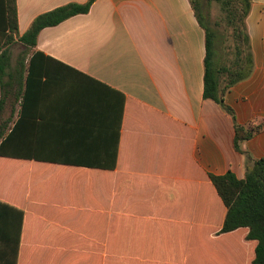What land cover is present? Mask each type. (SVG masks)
Masks as SVG:
<instances>
[{
    "label": "crops",
    "instance_id": "crops-1",
    "mask_svg": "<svg viewBox=\"0 0 264 264\" xmlns=\"http://www.w3.org/2000/svg\"><path fill=\"white\" fill-rule=\"evenodd\" d=\"M86 1L16 0L18 35ZM245 24L253 70L223 98L241 125L259 127L240 144L258 159L264 0ZM204 45L190 0H94L40 31L41 54L24 58L31 69L4 106L17 130L0 155L11 209L0 264H251L246 229L218 233L226 209L208 175L242 179L246 161L231 117L203 98ZM20 59L10 55L11 68Z\"/></svg>",
    "mask_w": 264,
    "mask_h": 264
},
{
    "label": "trees",
    "instance_id": "trees-1",
    "mask_svg": "<svg viewBox=\"0 0 264 264\" xmlns=\"http://www.w3.org/2000/svg\"><path fill=\"white\" fill-rule=\"evenodd\" d=\"M207 1L220 5L223 24L231 30L232 45L222 47V37L209 25L208 14L198 7L195 0H190L195 16L205 32L203 98L218 104L231 117L234 149L241 153L246 161L242 179L236 178L232 172L219 176L208 175L226 209L218 233L246 229L245 239L255 242L251 264H264V157L253 159L240 147L243 141L250 139L259 130V127L241 125L234 110L223 98L231 87L247 79L253 70L250 39L245 24L252 0ZM93 2L94 0H87L84 3L72 2L43 12L33 19L30 27L22 35H18L16 0H0V17L3 18L0 21V33L4 34V41L0 46V155L11 143H15L17 130L16 119L13 117L1 119L4 106L11 97L14 102L17 100L16 87L19 86L21 89L22 74L25 70L31 69L25 66L24 58L29 54H41L39 51H33L40 31L56 26L70 17L88 13ZM15 43L21 44L24 49L20 54L21 59L16 62L14 68H11L10 47ZM228 48L229 51L226 53ZM28 79L29 74L26 76V84ZM10 214V207L0 203V243ZM2 255L0 254V263L7 260V256Z\"/></svg>",
    "mask_w": 264,
    "mask_h": 264
},
{
    "label": "rangeland",
    "instance_id": "rangeland-1",
    "mask_svg": "<svg viewBox=\"0 0 264 264\" xmlns=\"http://www.w3.org/2000/svg\"><path fill=\"white\" fill-rule=\"evenodd\" d=\"M198 4V7L204 12L208 14L209 25L217 30V32L222 37V47H228L232 45L231 39V30L224 26L223 24V16L220 10V5L216 2L209 3L207 0H195ZM23 46L19 43L12 44L10 47L11 55L16 57L20 55L23 51ZM229 51V48L226 49V53ZM16 109L8 105L6 109L3 111V115L1 119H6L9 117H14Z\"/></svg>",
    "mask_w": 264,
    "mask_h": 264
}]
</instances>
